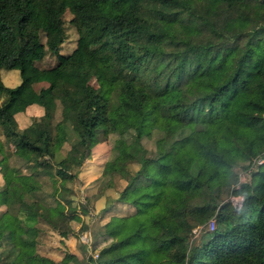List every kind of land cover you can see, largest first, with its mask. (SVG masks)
<instances>
[{
    "label": "trees",
    "instance_id": "obj_1",
    "mask_svg": "<svg viewBox=\"0 0 264 264\" xmlns=\"http://www.w3.org/2000/svg\"><path fill=\"white\" fill-rule=\"evenodd\" d=\"M130 1L157 10L145 44L134 41L138 18L105 11L112 0H0V71L16 70L19 78L14 87L0 81V134L27 167L23 174L10 169L0 148V264L71 258L41 256L24 235L40 223L71 235L75 210L59 199L45 203L40 178L57 194L76 178L99 132L115 134L99 181L120 174L114 201L128 208L123 218H141L152 230L138 246L114 236L96 261L130 242L137 247L119 264H264V0ZM65 11L76 34L67 55L57 50L59 35L43 46L29 29L41 17L53 33ZM45 50L56 62L38 68ZM35 82L47 86L36 92L29 87ZM29 103L41 115L17 129L14 115ZM129 112L135 123L117 128L114 120ZM157 121L167 122L162 147L146 155L141 139ZM67 129L77 145L70 157L59 154ZM131 163L137 168L124 177ZM231 193L243 197L238 211L226 203ZM211 218L214 229L200 230L188 245L191 230Z\"/></svg>",
    "mask_w": 264,
    "mask_h": 264
},
{
    "label": "rangeland",
    "instance_id": "obj_2",
    "mask_svg": "<svg viewBox=\"0 0 264 264\" xmlns=\"http://www.w3.org/2000/svg\"><path fill=\"white\" fill-rule=\"evenodd\" d=\"M105 11L107 13L111 11H117V13H122L127 19L138 18L140 20L139 22H141L140 27L142 29V32L134 39V41L138 44H145L148 42L146 34L151 31L153 20H155L157 17V10L155 8L130 0H112V2H110L106 6ZM70 17L71 15L68 12L65 11L64 13H62L60 17V28L56 29L53 33H51L47 29L41 17H35L32 21H30L29 29L43 46L48 38L55 39V37L59 35L61 40L59 44H57V50L60 54L67 55L72 51L76 41L74 28L69 23ZM55 62V56L49 51L45 50L43 58L39 62H37L36 65L38 68H50L55 64ZM0 81L10 87L16 86L19 81L16 70L9 71L7 69H3L2 71H0ZM91 84L95 85L93 82H91ZM43 85H45V83L35 82L32 83L29 87L31 90L38 92L43 87ZM35 116L38 117L37 111L33 106H29L23 112L14 115L17 129H21L26 125H29L30 120ZM56 119H58L57 113L55 115V120ZM135 121V114L131 112L126 114L123 119L116 118L114 120L117 128H126L127 125L133 124L135 123ZM165 124H167V122L157 121L155 128L149 133V137H143L141 139V143L144 146V152L146 155L154 154V152L161 150V136ZM66 131V142L62 144L59 154L70 157L75 155L77 145L73 133L68 129ZM104 136L105 135H102V133L100 132L96 134L95 145L92 147L87 158L92 160V165L95 168L94 171H98L100 173L104 161L111 159V143L115 138V134L111 133L106 137ZM0 148L3 149L4 153L2 152V154H4L8 164L10 165V169L20 174L26 172L27 167L22 163V161L14 158L11 155L12 149L9 145L4 144L1 134ZM83 168V165H81L79 169H74L77 171L76 178L70 182L63 183V187L61 189H58L57 194L52 191L53 185L50 186L46 178H40L42 191L39 193V197L43 196L45 199V203H47L48 205H53V200L59 199V202L63 205L64 209L66 206H68L70 208H73L75 210V213L77 214V218L69 221V227L71 228L70 230L72 233L71 235H67L71 236L69 238L67 237V239H70L72 244L73 242L75 243V245L73 246L74 248H72V245L68 246L66 244L68 247L67 248L65 245H63L62 240L57 244V242H55V239H58L57 237H61V239H64L66 236H58L56 232H53L49 229L48 226L41 223L36 226L38 228L37 232H34L32 230L30 233L24 235V239H35L36 250H38V252L46 249V247L51 248L53 246H58V248H56L58 250V256L57 258L55 257L56 259H58L59 255L61 256L63 253H66V255H70L68 253L69 250L71 253L77 256V258H75L71 255L72 257H74L73 259H76V262L79 261V263L77 264H104V261L105 264H110V260L116 256L113 254L114 252H117L116 249L113 250V252H111L110 250L106 251V253L104 252L105 255L103 254L104 256L102 257V259L99 261L96 260L98 259V254L105 251L106 246L110 245L113 242L114 238L112 237V232H115V237L116 235H118V237L124 241L132 240L134 242L135 240H137L140 234L147 235L149 232H151L152 229L141 218H134L132 220L120 219L117 217L111 218L110 206L112 202L115 203L114 198L118 197L117 192H119V184L117 182L122 181L123 179L118 178L119 176H121L120 174L113 175V178H111V182L109 181L107 183L106 178L104 179V182L103 180L99 181L100 183L102 182V184H96V181H98L99 177L95 179L93 178L94 176L89 175L84 177L81 176V178H79V174L81 173ZM136 168L137 165L134 163L127 164L126 171H121L120 173L125 177L127 176V173L134 172ZM249 169H251V166L246 168V170ZM246 170L238 171L237 179H242V176L246 172ZM112 179L114 185L112 184ZM237 179L235 180L236 183L232 187L234 189H236L235 187L238 188L239 185ZM117 186L118 189H115ZM113 191L116 192V195L113 194ZM99 197L100 199H98ZM95 201H97L96 204H94ZM106 202L109 204L107 205ZM78 209L85 212L78 211ZM105 216H108V218L105 219ZM194 228L196 229L193 230V232L191 230L188 245L194 244V242L197 240L196 235L200 230L209 231L205 230L204 227L197 226ZM52 239H54V243H52ZM136 247H134L129 242L126 250H132ZM27 250L31 251V249H21V251ZM49 251L51 252V250H48V252ZM24 255L29 256L27 252ZM53 256H56V254H54ZM70 259H67L66 264H75L74 261ZM24 264H36V261L26 260Z\"/></svg>",
    "mask_w": 264,
    "mask_h": 264
},
{
    "label": "crops",
    "instance_id": "obj_3",
    "mask_svg": "<svg viewBox=\"0 0 264 264\" xmlns=\"http://www.w3.org/2000/svg\"><path fill=\"white\" fill-rule=\"evenodd\" d=\"M19 82V81H18ZM41 83H44V82H41ZM4 84V83H3ZM5 85V84H4ZM47 86V84L45 83V85H43V87L42 88H44V87H46ZM1 98L2 97H0V100H1ZM29 106H33V107H35V109H36V111H37V116H40L41 115V109L39 108V107H37V105L36 104H33V103H29ZM28 106V107H29ZM27 107V108H28ZM16 115V114H15ZM3 139V138H2ZM105 162V161H104ZM93 164V162H92V160L91 159H86L85 160V162L82 164L83 165V170L81 171V173L79 174L80 176H79V178H81V176H89V175H92V176H94L93 178H98V181H96V184H98V182H99V179H101V177H100V172H98V171H94L95 170V168H94V166L92 165ZM98 172V173H97ZM1 179V178H0ZM95 179H93V180H95ZM119 185V189H118V186L115 188V189H118L119 191L121 190V188L123 187V185H124V182L123 181H119V182H117ZM112 184H113V179H112ZM83 185H85V184H83ZM114 185V184H113ZM117 190V191H118ZM118 193V192H117ZM113 194H115L116 195V192H114L113 191ZM112 195V194H111ZM117 196H118V194H117ZM113 198V197H112ZM112 198H111V201H112ZM98 199H100V197L98 198ZM115 199V198H114ZM104 200H105V198H104ZM99 201V200H98ZM96 202L97 201H95L94 202V204H96ZM104 204H105V201H104ZM106 204H108L107 202H106ZM99 208H101V207H99ZM110 211H111V218L112 217H117V218H120V219H124L123 217H124V212H129V210H128V208L126 207V205H121V204H117L116 202L115 203H111V206H110ZM105 215H107V214H105ZM108 218V216H105V219H107ZM132 220V219H131ZM117 234V233H116ZM115 236V232H112V237L114 238V236ZM143 236V234H140L139 236H138V238H137V240H135L134 242L136 243V245H140L141 243H142V237ZM67 237L69 238V237H71V236H66L65 238L67 239ZM116 237L120 240V242H124V240H122V239H120L119 237H118V235H116ZM58 239H55V242H57V244H58V242L59 241H63V245H65L66 247H67V245L68 246H70V245H72V248H74L73 246L75 245V243L73 242V244L71 243V241H70V239H61V237H57ZM52 243H54V239H52ZM67 244V245H66ZM127 245H129V243L127 244ZM127 245L125 246V247H122V248H120V249H116L117 250V252H114L113 254L114 255H116L115 257H113V259H111L110 260V264H119L117 261H115V259L117 258H119L120 256H122L123 254H125V253H127L129 250H126V248H127ZM56 248H58V246H53V247H46V249H44L45 250V252H44V250H41V251H39L38 252V250H36L41 256H44V257H47V258H50L51 260H53V261H57V260H59L60 258H61V256L59 255V257H58V259H56L57 258V256H58V250L56 249ZM68 248V247H67ZM48 250H51V252L49 251L48 252ZM68 253L70 254L69 256L71 257V259L70 260H73L74 261V263L75 264H77V263H79V261H75L76 259H73L74 257L75 258H77V256L75 255V254H73V253H71L69 250H68ZM54 254H56V256H53ZM74 256V257H72V256ZM56 257V258H55ZM104 264H105V261H104ZM107 264H109V263H107Z\"/></svg>",
    "mask_w": 264,
    "mask_h": 264
},
{
    "label": "built area",
    "instance_id": "obj_4",
    "mask_svg": "<svg viewBox=\"0 0 264 264\" xmlns=\"http://www.w3.org/2000/svg\"><path fill=\"white\" fill-rule=\"evenodd\" d=\"M248 171L246 170V172L243 174L242 179H237L238 184L244 183L245 179L248 177ZM237 188V187H235ZM226 203L229 205V208L234 210V211H238L239 209H241L240 207L242 206L243 203V197L240 194H229V196L226 199ZM215 227V222L214 219L211 218L207 223H206V230L212 231ZM204 228V229H205ZM196 228H193V230H195ZM192 230V232H193Z\"/></svg>",
    "mask_w": 264,
    "mask_h": 264
}]
</instances>
